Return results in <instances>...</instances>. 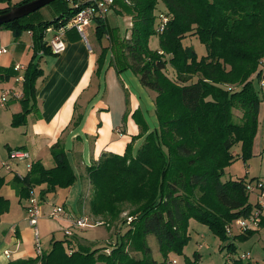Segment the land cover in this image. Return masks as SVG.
<instances>
[{
	"label": "trees",
	"instance_id": "1",
	"mask_svg": "<svg viewBox=\"0 0 264 264\" xmlns=\"http://www.w3.org/2000/svg\"><path fill=\"white\" fill-rule=\"evenodd\" d=\"M57 1L53 2L59 6L52 21L33 20L29 15L0 25L14 36L32 33L21 111L12 115L11 127L25 126L27 116L36 109L40 53L51 54L43 42L44 31L65 24L76 12L65 0ZM115 6L117 13L129 15L130 26L120 38L106 18L95 20V40L100 45L107 42L97 56L95 75L101 74L106 61L117 74L133 73L154 94L158 127L149 131L135 113L140 130L137 139L143 137L136 152L132 151L133 138L123 155L104 153L85 170L90 194L84 215L109 228L126 213L123 224L129 228L105 248L87 247L76 236L65 237L53 242L45 254L7 264H178L170 255H182L190 238L189 220L207 226L232 251L236 239H247L256 231L239 233L236 228L231 238L228 227L240 219L258 218L257 228H264L260 206L249 203L248 186L255 182L221 179L237 158L244 163L250 158L258 130L259 108L264 104V0H116ZM12 8L0 9V14ZM160 15L167 18L162 30ZM153 36L158 38L156 50L149 48ZM188 38H196L206 54L199 57L184 45ZM8 75L2 73L0 80ZM81 120L82 115L75 114L72 126ZM236 146L239 153L234 151ZM49 152L53 167L31 162L24 177L10 180L19 203L36 196L35 190L42 202L49 194L75 184L77 176L63 143L58 140ZM4 185L0 176V191ZM82 200L83 196L78 205ZM9 207V200L0 194V216ZM60 207L67 218L78 217H70L64 203ZM254 211L257 216H252ZM149 237L156 240L161 261L152 258ZM241 256L230 264H249ZM199 259L194 253L184 264H198Z\"/></svg>",
	"mask_w": 264,
	"mask_h": 264
},
{
	"label": "crops",
	"instance_id": "2",
	"mask_svg": "<svg viewBox=\"0 0 264 264\" xmlns=\"http://www.w3.org/2000/svg\"><path fill=\"white\" fill-rule=\"evenodd\" d=\"M22 1L0 0V9L9 6L15 7ZM91 26H94V22ZM47 31H49V27L44 31L43 37L46 46L52 36V33ZM31 34L30 31H24L18 36H14L11 31L0 29V47L5 48V53L0 56V75L2 73L9 74L8 79L3 77L0 81L4 82V86L11 82L10 86L1 88L2 93L5 90L20 92L22 90L24 73H17L13 68L17 65L26 67L29 64L32 57ZM65 40L66 48L61 54H41L39 68L42 75L35 84L36 109L29 113L25 126L21 127L24 129V134L28 140L22 141L15 148H22L29 153L30 160L24 161L27 171L28 165L35 161H40L45 168H51L54 163L49 149L60 140L76 175L79 172L81 178L84 179L83 183L88 185L85 170L95 164L102 154L123 155L127 144L133 138L136 139L134 148L141 145L143 137L137 139L140 130L134 118L135 113H138L139 120L147 124L149 131L155 126L154 94L144 89L133 73H127L125 78H122L113 68L108 66L107 61L101 74L96 76V60L102 46L96 40L93 46L88 43L89 49L86 42L74 30L67 32ZM104 41L106 42V40ZM109 57L110 54H108ZM18 76H22L23 79L17 80ZM6 102L9 104L8 109H13V111H8L11 115V121L12 115L19 113L21 107L19 100L14 98ZM75 114L82 115V120L77 127L72 126ZM261 114L264 121V109ZM149 120L153 121V125ZM260 120L258 121L259 124ZM7 148L8 151L11 149ZM25 171L24 166L21 168V164L17 161H14L10 169L0 168V176L5 179V185L0 191L4 198L8 200H10V196L17 198L9 186V182L14 176L24 177L27 174ZM4 188L9 190L5 192ZM58 192L59 190L49 194L45 199L46 202L40 203V209L41 207L43 209L41 215L43 213L49 215L52 207L58 206L50 199ZM23 202L27 206L28 202ZM251 204H258L263 212L259 195L256 196V201ZM64 208L70 217L81 216L88 210L84 203L78 205L77 213ZM24 210L26 212L25 207ZM27 217L26 221H28ZM63 220L69 223L68 220ZM38 224L43 236H47L56 228L54 222L48 221L46 217L39 218ZM31 231L28 222L23 223V225L17 223L13 226L9 236L10 241L14 242L15 245L13 249L9 247L10 250L5 247V243L0 246V264L34 259L33 242L27 241ZM5 250L10 253L9 259L2 255ZM7 260L9 261L7 262ZM247 262L249 264H264L251 258Z\"/></svg>",
	"mask_w": 264,
	"mask_h": 264
},
{
	"label": "rangeland",
	"instance_id": "3",
	"mask_svg": "<svg viewBox=\"0 0 264 264\" xmlns=\"http://www.w3.org/2000/svg\"><path fill=\"white\" fill-rule=\"evenodd\" d=\"M58 2V1H56ZM59 3H52L47 5L37 12L33 13L31 18L37 21H52L57 14V8ZM117 10V6L114 8ZM62 10V9H61ZM115 10L110 11L107 16V24L110 29L115 30L118 34L117 36L123 38L126 36V31L130 26V17L129 15H121L117 13ZM90 28V29H89ZM85 30V35L87 38V42L93 46L95 42L94 36V26H91ZM128 36V33H127ZM186 46H191L196 54L201 57L206 54L205 47L196 39V38H188L183 43ZM102 46H106V42L103 40L101 42ZM149 48L152 50L158 49V38L156 36L151 37L149 41ZM28 56L26 54V60ZM114 69V67L110 66ZM115 70V69H114ZM132 74L130 71H125L120 73L122 78H125L126 74ZM167 75L170 78H173L170 68L166 70ZM134 75V74H133ZM135 76V75H134ZM138 79V78H137ZM4 82L0 81V168H3L5 164H8L9 169L14 164L10 162L8 159V148L14 149L22 141H27L28 138L24 134V129L21 127L14 128L10 125V114L9 110L13 111V109L9 108V104L1 103V88L7 87L11 85L6 84L4 86ZM262 97V94H260ZM87 96V95H86ZM85 96V97H86ZM264 99V89H263V97ZM264 109V104L262 103L259 108L258 113V121L260 120V124L258 123L257 134L254 138L253 146H252V154L250 158L244 163L240 158H237L231 166H229L224 171V175L221 178L223 181L225 180H234V179H242L245 182H257L264 180V121L262 120V112ZM8 113V114H7ZM155 114V113H154ZM12 118V117H11ZM155 126L150 128L151 131L158 127V121L155 115ZM152 124L153 121L149 120ZM153 125V124H152ZM136 141V140H135ZM134 141V142H135ZM134 145V144H133ZM134 149V150H133ZM133 153L138 149L137 146L134 148ZM234 151L239 153V146L234 148ZM50 153V152H49ZM9 160V162H7ZM21 164V168L27 171L26 163L24 161H19ZM5 169V167H4ZM9 171V170H8ZM25 171V173H26ZM77 179L75 184L68 190H59L57 194L52 196L50 199L55 202L58 206L64 203L65 207L73 212L78 211V202L83 196L82 203L87 206V200L90 194V187L83 183V180L80 176V173L77 172ZM5 192L9 190L8 188L3 189ZM4 191H2L4 193ZM2 193V194H3ZM36 196L38 195V190H35ZM259 195L258 190H253L249 193V203H254L256 201V196ZM10 207L9 211L5 213L0 219V246L5 243V247L10 250L9 247L13 249L14 242H11L9 233L13 229L17 223L19 225H23V223H27L26 221V212L24 207L26 204L24 202L19 203L18 197L10 196ZM261 204L263 205V212L261 211V215L264 217V196L260 197ZM44 199L41 203L43 204ZM44 206V205H43ZM41 212L43 209L41 207ZM45 210V209H44ZM258 212L254 211L252 216H257ZM126 213L120 216V221L117 225H113L112 227L106 228L105 225L97 226L95 224L94 227H87L81 230H74L73 236H76L78 240L91 248H105L109 245H112L117 242L118 237L124 234L128 230L127 224H123V220H125ZM41 217H46L48 221L54 222L56 228L53 232H50L47 236H43L41 234L40 226L37 224L36 233L38 234L39 243L42 248V254L49 252L51 248V244L55 241H63L65 240V236L63 234L64 230L67 229L70 225L67 221L62 218H53L49 215H45L44 213L40 215ZM39 222V220H38ZM29 225V224H28ZM231 225H233L231 223ZM229 228V227H228ZM234 230L232 235L229 237H234L237 232L236 230V222L233 227H230ZM31 234L28 237V242L32 241L34 246L35 239V231L31 228ZM256 232L251 236L247 237V239L239 240L236 239L234 241V251L228 250L226 244L221 242L209 229L207 226L200 224L194 220H189L188 224V234L190 236L187 245L184 247L182 255L176 256L174 254L170 255V259L175 260L178 264H184L186 258L192 259L194 253H198L200 255V259L198 264H230L231 261L235 258H238L240 255L248 254L252 260H256L260 263H264V228H256L253 229ZM54 237H53V236ZM148 245L152 251V258L156 261H161V256L158 252V247L156 240L154 237L148 238ZM3 253V252H2ZM5 258L4 254H2ZM132 256L136 258H140L139 254L131 253ZM34 258L38 257L34 251ZM6 260V259H5ZM9 260H7L8 262ZM227 262V263H226Z\"/></svg>",
	"mask_w": 264,
	"mask_h": 264
},
{
	"label": "built area",
	"instance_id": "4",
	"mask_svg": "<svg viewBox=\"0 0 264 264\" xmlns=\"http://www.w3.org/2000/svg\"><path fill=\"white\" fill-rule=\"evenodd\" d=\"M69 8L72 10H76L75 14L63 25L58 27H49V31L51 32L52 36L47 42V47L53 55L61 54L66 48V34L69 30H74L79 37L86 42L88 48L89 44L87 42V38L85 35V30L91 26V24L98 18H106L107 14L115 8L116 0H65ZM167 22V18L163 15L159 16V30H162L164 24ZM32 35V34H31ZM5 53V48L0 47V56ZM42 54V52L40 53ZM13 70L17 73L22 72L24 73L26 70L25 66L17 65L13 68ZM22 76H18L17 80H22ZM14 98L16 100H20L22 98V93L20 91L14 90H5L1 95V103H5L9 99ZM8 159L10 161H29L30 155L27 151L23 149H11L8 152ZM6 169H9L8 165L4 166ZM29 167V165H28ZM249 192L253 190L259 191V196H264V180L255 182L248 186ZM27 218L28 224L33 230L35 231V239H34V251L36 255L40 256L42 254V248L39 243L38 234L36 233V227L38 224V220L41 215L40 210V201L36 196H31L27 201ZM50 216L53 218H62L66 219L67 215L65 210L60 206H53L50 212ZM66 220L69 221V227L64 230L63 234L65 237H72L74 230H81L87 227H94L95 224L97 226L102 225L100 222H91L88 216L84 214L72 219L67 218ZM259 219L256 218L254 220L245 221V220H238L236 222V228L238 232H244L248 229H256L257 223ZM228 235H232L233 232L231 228L227 230ZM6 259L10 258V253L5 250L3 252ZM243 261H247L250 259L248 254H243L241 256Z\"/></svg>",
	"mask_w": 264,
	"mask_h": 264
},
{
	"label": "water",
	"instance_id": "5",
	"mask_svg": "<svg viewBox=\"0 0 264 264\" xmlns=\"http://www.w3.org/2000/svg\"><path fill=\"white\" fill-rule=\"evenodd\" d=\"M57 0H32L29 3L13 7L9 12L0 14V25L29 16Z\"/></svg>",
	"mask_w": 264,
	"mask_h": 264
}]
</instances>
